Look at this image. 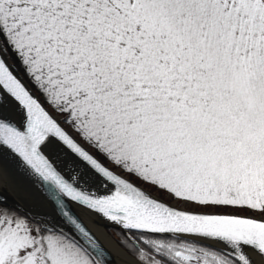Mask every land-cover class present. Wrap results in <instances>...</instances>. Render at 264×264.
<instances>
[{"label":"snow or ice","instance_id":"snow-or-ice-1","mask_svg":"<svg viewBox=\"0 0 264 264\" xmlns=\"http://www.w3.org/2000/svg\"><path fill=\"white\" fill-rule=\"evenodd\" d=\"M0 264H264V0H0Z\"/></svg>","mask_w":264,"mask_h":264},{"label":"water","instance_id":"water-1","mask_svg":"<svg viewBox=\"0 0 264 264\" xmlns=\"http://www.w3.org/2000/svg\"><path fill=\"white\" fill-rule=\"evenodd\" d=\"M0 193L7 196H14V194L8 190H0ZM74 210L76 211L77 215L80 216L81 220H83L84 224L88 227V229L97 237L100 243L105 247V249H107L111 253L114 264H119V263L116 261L109 247L117 250L118 253H120L123 256V259L125 261V257L123 253H121L115 246V239L111 234H109L108 228L105 225V223L99 220L97 217H94L91 214H86L79 208H75V206H74ZM96 230L98 231V233Z\"/></svg>","mask_w":264,"mask_h":264},{"label":"bare ground","instance_id":"bare-ground-1","mask_svg":"<svg viewBox=\"0 0 264 264\" xmlns=\"http://www.w3.org/2000/svg\"><path fill=\"white\" fill-rule=\"evenodd\" d=\"M0 190H8V191L12 192L14 195L16 194V193L13 191V189H12L11 187H7V186H6L4 189H0ZM96 231H97V230H96ZM97 233H98V231H97ZM107 246H108V245H107ZM108 247H109V246H108ZM109 248H110L112 254L114 255L116 261H117L119 264H125V261H124V259H123V256H122L120 253H118L117 250L112 249L111 247H109Z\"/></svg>","mask_w":264,"mask_h":264},{"label":"rangeland","instance_id":"rangeland-1","mask_svg":"<svg viewBox=\"0 0 264 264\" xmlns=\"http://www.w3.org/2000/svg\"><path fill=\"white\" fill-rule=\"evenodd\" d=\"M109 234H111L114 237V234L113 233H109Z\"/></svg>","mask_w":264,"mask_h":264}]
</instances>
